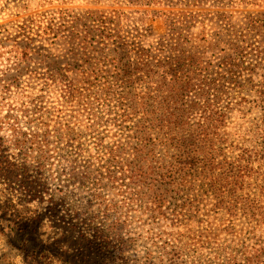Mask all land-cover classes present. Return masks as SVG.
Returning a JSON list of instances; mask_svg holds the SVG:
<instances>
[{"label": "trees", "instance_id": "1", "mask_svg": "<svg viewBox=\"0 0 264 264\" xmlns=\"http://www.w3.org/2000/svg\"><path fill=\"white\" fill-rule=\"evenodd\" d=\"M91 2L113 8L78 15L62 10L59 21L49 26L53 42L66 46V57L49 62L51 57L36 55L44 66L37 73L43 87L20 105L19 111L28 114V129L12 125L8 145L0 136L1 181L17 185L24 203H47L34 220L63 229L59 240L68 244L65 254L77 264H116L108 249L111 236L79 213L80 207L93 205L79 198L89 178L103 183L106 191L125 195L112 201L115 210L135 193L166 230H171L164 210L169 194L175 200V219L186 234L194 223H217L229 244L216 252L219 264H264V52L245 64L238 52L248 41L238 37V30H233L234 42L221 31L208 36L197 29L211 14L220 21L232 18V0ZM126 5L155 9L152 13L164 18L166 32L154 34L144 17L148 11L132 19L122 8ZM248 16L250 22L242 29L247 38L264 36L261 20ZM14 86H20L16 78L8 83ZM252 87L256 91L248 111L258 119L247 129L233 118L238 106L231 97ZM67 111L69 119L62 122ZM52 138L57 145L67 143L56 149L57 178L46 175V168L56 162L48 149ZM88 144H95L94 153L85 149ZM95 153L98 162L92 160ZM157 183L165 193H144ZM70 195L75 197L72 204ZM81 224L87 229H80ZM0 226L20 227L21 232L10 229L11 240L24 242L20 247L32 255L41 254L23 241V233L36 236L35 228L20 226L1 206ZM82 243L92 245L94 253L76 251ZM98 243L102 246L96 249Z\"/></svg>", "mask_w": 264, "mask_h": 264}, {"label": "rangeland", "instance_id": "2", "mask_svg": "<svg viewBox=\"0 0 264 264\" xmlns=\"http://www.w3.org/2000/svg\"><path fill=\"white\" fill-rule=\"evenodd\" d=\"M170 1L176 2V0ZM239 5L242 7L237 8ZM112 8L109 5L92 3L91 0H0V136L4 137L7 145L12 139L10 131L12 125L23 131L28 129L29 124L25 117L28 114L19 111L21 103H29L28 100L33 98L32 93L38 92L43 87L37 73L43 72L44 66L41 62L39 63L40 60L38 61L36 55L42 53L51 57L49 62L58 61L59 57H66L63 55L66 46L56 45L53 42V36L48 34L49 26L55 25L59 21V12L75 10V15H78L86 10L107 11ZM114 8L119 9L117 6ZM122 8L131 15L132 19L137 18L139 12L148 11L144 15L147 19V26L151 27L154 34L158 36L166 32L164 18L156 17L152 13L155 9L128 5ZM231 9L232 18L220 21L217 14H211L203 20L202 24H199L197 29H204L208 36L216 31H221L230 41L234 42H236V38L233 30L236 29L240 33L238 37L248 41L243 46L239 45L238 56L245 64L257 57L261 58L264 52V36L247 38L242 29L250 22L248 13L254 18L260 19L261 25L264 24L262 15L264 0H232ZM14 78L19 80L20 86L18 88L8 87V83ZM255 91L256 89L252 87L232 94L231 97L232 102L237 103L236 106H238V113L234 111L233 118L247 129L252 127L255 120L258 119L257 114L248 111L249 100ZM65 112L61 114L62 122L69 119V111ZM76 114L75 112L73 116ZM75 120V118L70 120L71 126L76 123ZM32 128L31 125L29 129ZM50 130L54 135L53 127ZM94 145L88 144L85 149H90L94 153ZM41 146H44L43 143ZM59 146L67 147V143L63 142L57 145L55 139L52 138L48 146V149L51 150L50 154L54 155L52 161H56L54 165H49L46 168V175H50L52 178L59 176L57 165L59 159H56V149ZM93 155L95 157L97 153ZM12 159L16 163H21L20 158ZM92 160L98 162L100 159L95 157ZM99 165H103V162L97 163L95 167L98 168ZM65 178L62 176L61 181ZM1 180L0 178V203L2 204L0 206L3 213L19 223L20 226L29 227L30 230L35 228L32 233H35L36 236L28 237L23 233V241H28V245L35 246L42 252L32 255L20 247V245H24V242L22 244L11 240L8 236L10 229L21 232L20 227L0 226V264H77V259L65 254L70 251L68 244L59 240L63 229L56 228L54 224L45 219L40 222L34 220L43 215L47 203L32 202L27 204L22 202L23 195L18 186L5 185ZM86 181V189L80 193L79 198H88L93 201V205L89 208L80 207L79 213L82 214L83 219H90L96 224H101L104 227V233L111 236L108 249L112 251L116 264L220 263L221 260L215 259L216 252L222 245L228 247L229 244L225 242L227 239L224 233L216 229L217 223L213 220L210 225L206 224L205 226L194 223L193 231L186 234L181 226L182 223L174 216L173 204L175 200H172L168 194L166 196L168 204L164 210H166V216L169 217L167 224L171 230H166L162 225H157V220L146 211L144 203L139 196H135V193H131L132 196L128 193L131 197H126L128 202L126 204L121 202V206H123L119 210H115L112 201H121L125 195L123 197L119 196L118 192L106 191L104 184L96 179L89 178ZM55 182L58 180L55 179ZM11 187L18 190H12ZM164 189V186L157 183L149 189L145 188L144 193L147 195L162 194L165 193ZM144 199L147 200V196H144ZM74 200L73 195L68 197V203L71 201L69 204H72ZM107 204L109 207H106ZM202 217H204V212ZM30 222L38 223V225L33 226ZM86 227L88 225H80V229L86 230ZM205 228L208 229L204 232ZM169 231H173L174 235L168 236L170 235ZM182 235H190V238ZM101 246L102 243H98L95 247L97 249ZM91 247L92 245L82 243V246H78L76 251L91 254L94 253ZM79 260L82 261V259Z\"/></svg>", "mask_w": 264, "mask_h": 264}, {"label": "clouds", "instance_id": "3", "mask_svg": "<svg viewBox=\"0 0 264 264\" xmlns=\"http://www.w3.org/2000/svg\"><path fill=\"white\" fill-rule=\"evenodd\" d=\"M69 203H71V201H69ZM61 214H63V210L61 211ZM47 223V221H45Z\"/></svg>", "mask_w": 264, "mask_h": 264}]
</instances>
